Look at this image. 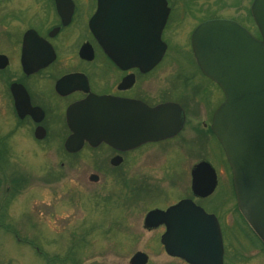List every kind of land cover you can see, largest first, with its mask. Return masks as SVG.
Instances as JSON below:
<instances>
[{
	"label": "flooded vegetation",
	"instance_id": "flooded-vegetation-1",
	"mask_svg": "<svg viewBox=\"0 0 264 264\" xmlns=\"http://www.w3.org/2000/svg\"><path fill=\"white\" fill-rule=\"evenodd\" d=\"M180 1L182 5L178 7L174 0H165L164 8L167 12L163 18L160 38L167 48L159 62L143 68L141 60H151L154 54H147V50L145 53L139 50L138 55L128 54L126 50L132 48L123 45L132 43L134 36L139 45L150 43L152 53V45H157L159 23L156 0H105L108 10L105 17V37L108 43L118 44L116 47L119 54L107 52L90 28L89 20L96 12L98 0H62L60 8L57 0H0V159L3 155L5 157V153L13 157L18 152L22 159L31 155L41 163L42 148L50 155L64 157L65 160L60 165L65 168L66 165L72 166L68 161L73 162L83 151L89 150V161L82 166L87 172L90 168L96 170V173H91L90 179L97 181V173L101 170H120L122 164L133 160L131 158L138 151L141 152V148L143 151L148 146H158L162 150V147L168 145L180 153L181 158H188L190 153H207V158H215L222 152L219 139L212 129V120L225 96L220 85L197 64L191 46V35L201 22L225 17L238 22L261 39L252 15L254 0H237V11L232 16H209L206 12L198 16L195 13L197 7L192 5V0ZM218 1L221 3L222 0ZM116 6L118 12H112L110 9ZM184 16L195 18L188 35L189 45L184 49L185 52H180L178 47L173 54L170 53L173 47V28L180 24ZM131 24L134 26V34L128 29ZM122 59L135 62H117ZM161 66H164L163 70L159 71ZM90 94L104 95L114 101L126 102L132 107L138 103L151 108L165 103L176 105L179 112L173 107L169 109L172 115L169 127L176 132L166 138L133 147L121 144L118 148L104 141L93 145L84 140L76 150L70 149L67 141L73 135V130L68 121V108L86 100ZM130 114L136 118L135 110ZM5 122L8 130L2 132ZM133 132H137L136 125ZM183 132L186 133L187 140L184 139ZM135 138L130 135V139ZM206 156L192 164L189 183L184 187L183 195L163 205L143 207L149 209L139 218L137 212L142 206L139 205L140 199H132L133 204H117L111 202V199L100 200L107 207L103 213L111 214L110 219L103 216L91 223L86 219L80 224L75 222L70 231L72 237H87L92 228L93 231L99 230L103 235L101 236L107 238L108 244L113 239V244H116L117 240V244L121 245L104 246L103 260L106 264H191L173 255V249L163 244L162 236L166 226L148 225L146 215L152 209L165 210L187 198L207 212L214 213L221 221L216 207L229 196L235 199L237 211L234 188L229 176L225 178L226 189L223 190L221 200L218 202L216 199L221 178L217 168ZM203 160L210 162L217 174V185L207 196L195 194L191 187V170ZM223 160L220 165L226 167L224 157ZM140 162L134 163L136 167ZM8 168L10 171L12 168L19 172L22 170L19 164L14 165L13 162L7 163L5 169ZM18 174L16 176L21 178V173ZM13 176L12 185H7L11 192L19 185L14 180L19 178ZM141 188V192L145 193L150 190L146 184H141ZM5 200L8 202L9 199ZM116 200L120 202V199H113ZM6 201L5 207H0V225L8 217ZM208 201L210 206L205 204ZM105 221L108 223L103 226ZM102 227L104 229H100ZM11 231L15 232L13 229ZM137 232L148 233L146 239L149 245H135ZM255 238L260 243L257 249L264 253V245L258 237ZM223 243V262L220 257L219 264L226 262L227 240L224 236ZM78 244H73L57 262L81 264L85 253L83 247H77ZM202 248L215 251L212 246ZM108 254L112 256L111 263L106 258ZM211 258H214L212 262L218 263L215 255Z\"/></svg>",
	"mask_w": 264,
	"mask_h": 264
},
{
	"label": "water",
	"instance_id": "water-1",
	"mask_svg": "<svg viewBox=\"0 0 264 264\" xmlns=\"http://www.w3.org/2000/svg\"><path fill=\"white\" fill-rule=\"evenodd\" d=\"M156 1L159 23L157 45H152V53L150 43L139 45L134 36L132 43L123 45L132 48L126 53L138 55L139 50L141 53L147 50V54H154L151 60H141L143 68L157 63L165 50L160 33L167 9L164 8L165 0ZM61 2L57 0L59 8ZM104 2L99 0L90 27L109 53L119 54L116 46L108 44L105 37L107 7ZM117 7L111 11L118 12ZM252 13L261 32V40L233 20L214 19L201 23L195 29L192 46L203 72L217 81L225 93L224 102L215 112L212 128L232 168L239 210L264 242V0H254ZM128 29L134 34L132 24ZM170 107L180 111L178 106L169 103L153 108L138 103L132 107L104 95L90 94L86 100L68 108V121L74 134L67 145L76 150L87 140L93 145L105 141L118 148L121 144L133 147L171 136L176 131L169 127ZM134 110L136 118L130 114ZM135 125L137 132L134 133ZM130 135L136 138L130 139ZM215 185L214 169L205 161L198 163L192 171L194 192L206 196L213 192ZM146 222L165 223L167 231L162 240L165 245L174 247V255L192 264L220 262L223 242L219 222L215 215L205 212L191 200H182L167 210H152ZM199 246H212L215 252ZM214 254L218 263L210 261Z\"/></svg>",
	"mask_w": 264,
	"mask_h": 264
},
{
	"label": "rangeland",
	"instance_id": "rangeland-1",
	"mask_svg": "<svg viewBox=\"0 0 264 264\" xmlns=\"http://www.w3.org/2000/svg\"><path fill=\"white\" fill-rule=\"evenodd\" d=\"M181 2L174 0L175 6L178 7H181ZM192 3L197 7L195 13L198 16L204 15V12L209 16L215 14L232 16L237 11V0L231 2L222 0L221 3L218 0H192ZM194 20L193 17L184 16L180 24L173 28V47L170 53L174 54L178 47L180 52H185L184 49L189 45L188 35ZM163 67H159V71L163 70ZM7 130L8 124L5 122L2 132ZM182 135L187 140L186 133L183 132ZM159 148L161 147L148 146L143 151L141 148V152L138 151L134 158H131L133 160L121 165L122 170H101L97 173L99 175L97 181L90 179L91 173L97 171L90 168L87 172L82 166L89 161V150L83 151L73 162L68 161V164L74 166L73 169L70 168L71 165L62 168L60 162L65 160L64 157L50 155L42 148L41 163L37 161L38 158L31 155L22 159L18 152L13 157L5 153V157L3 155L0 159V207H5V199L9 200L6 201L8 217L3 219V225H0V264H60L57 262L59 258H62L76 243H79L77 247L84 248L85 254L81 264H106L103 253L104 246L108 244L107 238L102 237L99 230L93 231L91 228L90 235L75 239L70 232L74 223L80 224L84 219L91 223L103 216L110 219L111 214L103 213L107 207L100 200L111 199V202L117 204H133L132 199H140L139 205L142 206L137 212L138 218L149 209L143 207L169 203L184 194V187L189 183L192 164L207 155V153H190L188 158H181L180 153L178 154L168 145L162 147V150ZM222 153L219 152L215 158L206 156L217 168L221 178L216 196L218 202L223 196V190L226 189L225 178L230 174L227 166L220 165L224 162ZM8 162L19 164L22 170L19 172L15 168H12V171L9 168L5 169ZM135 162L141 164L136 167ZM180 163L183 168L180 167ZM18 173H21V178L16 176L19 175ZM13 175L19 178H14L15 183L19 185L14 192H11L10 186L7 185L9 183L12 185ZM141 184H146L150 189L149 192H141ZM232 197L225 198L216 207L221 217L222 234L227 240L225 264H264V253L257 249L260 243L252 235L238 210H235V199ZM113 199H120V202ZM205 204L210 206L211 203ZM107 223L105 221L102 225L106 226ZM138 230L142 231V229ZM147 234L137 232L135 245H149ZM113 242L108 245L110 247L121 245L117 244V240V245ZM91 251L93 253H90ZM107 256L111 263L112 256L110 254Z\"/></svg>",
	"mask_w": 264,
	"mask_h": 264
}]
</instances>
